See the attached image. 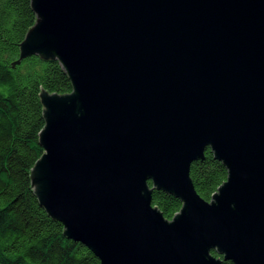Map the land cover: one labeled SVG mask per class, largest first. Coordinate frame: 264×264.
I'll return each mask as SVG.
<instances>
[{
	"label": "water",
	"instance_id": "obj_1",
	"mask_svg": "<svg viewBox=\"0 0 264 264\" xmlns=\"http://www.w3.org/2000/svg\"><path fill=\"white\" fill-rule=\"evenodd\" d=\"M30 3L17 62L72 85L40 92L30 171L64 235L99 264H264V0ZM207 148L227 170L210 200L189 176ZM153 189L180 199L171 219Z\"/></svg>",
	"mask_w": 264,
	"mask_h": 264
},
{
	"label": "trees",
	"instance_id": "obj_2",
	"mask_svg": "<svg viewBox=\"0 0 264 264\" xmlns=\"http://www.w3.org/2000/svg\"><path fill=\"white\" fill-rule=\"evenodd\" d=\"M35 18L30 0H0V264H99L84 244L64 235L62 224L47 214L32 189L30 171L43 153L40 92L72 90L57 60L30 55L17 62ZM189 176L200 197L210 200L227 170L207 148L203 159L190 164ZM151 203L167 219L182 205L157 189ZM211 254L221 257L214 250Z\"/></svg>",
	"mask_w": 264,
	"mask_h": 264
}]
</instances>
